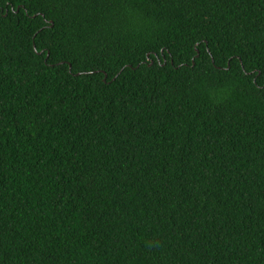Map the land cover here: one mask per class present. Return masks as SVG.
I'll return each mask as SVG.
<instances>
[{"label": "trees", "instance_id": "16d2710c", "mask_svg": "<svg viewBox=\"0 0 264 264\" xmlns=\"http://www.w3.org/2000/svg\"><path fill=\"white\" fill-rule=\"evenodd\" d=\"M0 264H264V0H0Z\"/></svg>", "mask_w": 264, "mask_h": 264}, {"label": "water", "instance_id": "95a60500", "mask_svg": "<svg viewBox=\"0 0 264 264\" xmlns=\"http://www.w3.org/2000/svg\"><path fill=\"white\" fill-rule=\"evenodd\" d=\"M107 77V76H106Z\"/></svg>", "mask_w": 264, "mask_h": 264}]
</instances>
